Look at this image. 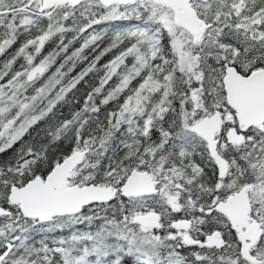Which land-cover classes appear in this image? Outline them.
Wrapping results in <instances>:
<instances>
[{
	"label": "snow or ice",
	"instance_id": "snow-or-ice-1",
	"mask_svg": "<svg viewBox=\"0 0 264 264\" xmlns=\"http://www.w3.org/2000/svg\"><path fill=\"white\" fill-rule=\"evenodd\" d=\"M0 264H264V0H0Z\"/></svg>",
	"mask_w": 264,
	"mask_h": 264
}]
</instances>
